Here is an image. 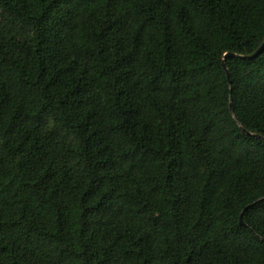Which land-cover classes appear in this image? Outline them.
<instances>
[{"label": "trees", "instance_id": "trees-1", "mask_svg": "<svg viewBox=\"0 0 264 264\" xmlns=\"http://www.w3.org/2000/svg\"><path fill=\"white\" fill-rule=\"evenodd\" d=\"M263 41L264 0H0V264H264Z\"/></svg>", "mask_w": 264, "mask_h": 264}, {"label": "water", "instance_id": "water-1", "mask_svg": "<svg viewBox=\"0 0 264 264\" xmlns=\"http://www.w3.org/2000/svg\"><path fill=\"white\" fill-rule=\"evenodd\" d=\"M263 49H264V41L260 45V47L255 52H253L250 55L241 56V55H237V54H234V53H227V54H225V58H227V57H235L236 56V57H240V58H244V59L245 58L252 59V58H255L257 55H259L262 52ZM222 67H223V69H224V71H225V73L227 75V78L229 79V72H228L227 67L225 65V60L222 61ZM230 110H232L231 104H230ZM258 137H261V136L258 135ZM248 207H250V205L246 206L244 210H246ZM239 221H240V223L242 225L244 224L243 219H242V214L239 217Z\"/></svg>", "mask_w": 264, "mask_h": 264}]
</instances>
